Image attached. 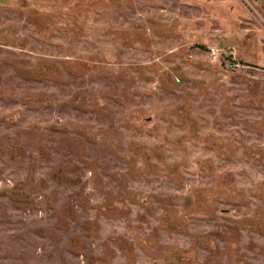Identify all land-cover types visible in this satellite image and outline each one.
<instances>
[{"label": "rangeland", "instance_id": "1", "mask_svg": "<svg viewBox=\"0 0 264 264\" xmlns=\"http://www.w3.org/2000/svg\"><path fill=\"white\" fill-rule=\"evenodd\" d=\"M0 264H264V0H0Z\"/></svg>", "mask_w": 264, "mask_h": 264}]
</instances>
